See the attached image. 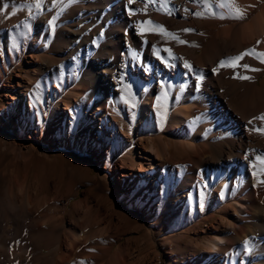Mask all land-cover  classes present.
Here are the masks:
<instances>
[{
    "label": "bare ground",
    "instance_id": "6f19581e",
    "mask_svg": "<svg viewBox=\"0 0 264 264\" xmlns=\"http://www.w3.org/2000/svg\"><path fill=\"white\" fill-rule=\"evenodd\" d=\"M2 2L1 37L30 22L42 38L49 14L35 24L24 2ZM84 2L74 9H88L94 29H59V44L42 53L36 37L26 39L21 49L31 51L32 69L20 68V56L14 62L12 41L11 65L0 61V155L12 154L0 170V264H137L121 236L158 217L172 196L177 229L190 228L193 213L215 219L192 264H264V131H257L264 120L256 119L264 114V0ZM151 20L179 36L155 38ZM76 51L86 53L83 70L63 97L58 86L53 93L33 87L55 69L63 74L59 65L68 60L80 69ZM138 80L149 86L141 102L122 104L125 83ZM207 185L217 189L209 199ZM81 186L90 189L70 205ZM163 228L177 248L168 253L186 259L182 234L167 222ZM254 239L261 254L238 255Z\"/></svg>",
    "mask_w": 264,
    "mask_h": 264
},
{
    "label": "rangeland",
    "instance_id": "374dc122",
    "mask_svg": "<svg viewBox=\"0 0 264 264\" xmlns=\"http://www.w3.org/2000/svg\"><path fill=\"white\" fill-rule=\"evenodd\" d=\"M20 1L24 2L25 6H26L25 7L26 10L31 12L30 17L35 22V24L37 21H39L41 15L43 13H46V14H49L48 21L50 23L48 21H47V23L50 25L45 23L46 31L42 32V34L40 31H38V32H40L39 34L42 35V38L40 40L38 39V37L35 36V30L37 29L36 28L37 26H35L33 23L29 22L30 17H28L26 20L27 22H29V27H27L23 31H21V32L18 31L17 33H12L11 36L6 35L4 38L1 37V32H0V61L2 62L3 58L6 59V61H8V59H9V61L7 62L8 66L11 65V55L8 53L9 47L7 46V42L12 41V43L14 45L13 48L18 47V49L16 51H14V53H13L14 56H12L15 60L14 62H17V59L20 56V59L22 61L21 62L22 66L20 65V68L21 67H23V68L29 67L30 69H32L33 67H31L28 63L30 60H32L30 58L31 51H27L26 52L27 54H26V53H22L23 51L21 49L23 47V43L26 39H28V41H30V42H34L32 40V38L36 37L38 40V45L41 48L40 52L42 53V52L50 51L52 47L57 46V44H59L58 42L60 41V37L62 39V36H63L62 31L64 29H73L71 27L73 24H77V27H75L74 29H78L79 28L78 26H80L81 24H82L83 28H85V29H90V28L94 29V27L90 25L93 22V18H92V14L89 12V10L87 9L86 12H84V10H82L81 12H78L74 9L75 6L80 5L81 3L86 4L84 2V0H61V1L55 0L53 3L54 6H53V4L49 5V6L47 5L48 1L51 2V0H13V2H16L17 4ZM59 1H60V3L57 5V3ZM6 3L9 5L8 2H6ZM7 4H5V5H7ZM0 5H1V7H0V13H1L4 11L3 10L4 3L2 2V0H0ZM27 7H28V9H27ZM19 12H21V11H19ZM73 14H76V15H73ZM69 27H71V28H69ZM148 28H149V33L151 35H153L155 38L157 35V36H159L158 38H161L163 40H169L172 38H177L179 36L176 28L167 26L166 24L164 26V24H162V23L159 24L154 20H151L150 23L147 24V29ZM59 29H61L62 31ZM1 52H2V54H1ZM85 54H86L85 51H83V52L76 51V53L73 56V59L76 58V60L78 61L80 69L76 68L75 61H71V60L69 61L68 60V61L62 63L61 65H59L62 68L63 74L60 71L61 69H55L53 72H51V74L45 75L44 77H40V79L38 81H35V83L33 84V87L35 88V87L41 86L42 90L46 91V90L50 89L51 92L53 93L54 91H56L55 86H58L57 94H59V96L63 97L65 95V93L68 92L71 89V87L73 86V84H72L73 83L72 77L74 75L73 73L76 72L77 74H79V72L81 70H83L82 60L84 59ZM15 73H16V70L13 69L12 74H11L12 78H17L15 76ZM70 75H71V78H70ZM68 77L71 81L69 83L70 85L67 84V80H68L67 78ZM145 86L149 87L147 84V81H143V80H138V81L132 82L131 84L125 83L124 92L122 95V101H123L122 104L125 103L124 101H126L127 99L133 100L136 104L140 103L141 102L140 91ZM153 96H156V93H154ZM57 107H58V109H61L64 107V105H63V103H60V104H58ZM114 109L115 108L113 107V109H111V110L114 111ZM125 118H126V116H125ZM124 120H126V119H124ZM126 122H128V121L126 120ZM14 135H15V133H14ZM9 153L10 154L5 155V156L0 155V170H2V171H4V169H5L6 157L12 155L10 151H9ZM260 157H264V153L262 155H260ZM61 165L69 166V164H67L66 162L59 161V168L60 169L62 168ZM67 173L68 174H67L66 178L71 176V174L73 172L68 171ZM97 173H98V171L94 169V174H97ZM74 175L76 176L75 179H76L77 183L79 184V181H80L79 176H77L76 173H74ZM202 178H203V175H202ZM1 186H5L4 180H2V179H1ZM89 187L90 186H81L79 188V192H80L79 195L76 194V195L72 196V198L70 200V205H73L74 202H76L79 199V197L84 194V192L88 191L90 189ZM207 189L204 191L205 192V198L209 199L211 192L216 191L217 189H216V187L210 186V185H207ZM46 192L50 196V202L54 203L55 197H54L51 189H48ZM106 192H104L105 193L104 195H107ZM172 197H170L166 201V207H165V209L163 207V210L158 214V217H156V215L154 214L152 216V218H154V219H148V221L145 222V224L141 223V226H139V227L136 226V228H133V229L131 228V230H129L127 233H125L124 235L121 236L122 245L124 246L126 244L125 246H128V245L130 246L127 249L130 250L129 251L130 256L132 259H134L137 262V264H153V263L154 264L155 263L156 264H192L187 259L194 252V250L196 249L195 247L198 246V244H200L198 246L200 248H198V250H196V251L197 252L202 251V249H203L202 242L204 239L203 237H204V235H207L206 231L208 230L209 226L213 223V221H215V219L210 218V217H208L209 219L206 217L204 218V216L200 217L197 215V213H193L191 216V221L193 220L195 223L193 225L189 226L191 229L187 228L188 226H186L185 229H184V227H182L181 229H177L179 222H180V217L178 216L179 211L177 209L178 200L176 197H174V196H172ZM158 203L159 202L157 201L156 204H158ZM156 204H155V207H156ZM157 208L159 209V207H156V209ZM130 211L135 215L139 213L135 209H130ZM210 212H212L211 209L209 210V214H210ZM169 213L173 214V218H171V216L170 217L168 216ZM205 214L207 215L208 212H205ZM133 219L135 220L134 217H133ZM140 220L144 221V218L140 217ZM166 222L169 225V229L173 230V232H175V234L177 236L179 234H182L183 237L178 240V243L180 244L181 248H185L187 250L186 251V254H187L186 259L183 258L182 256L178 257L177 253H174V254L168 253V251L173 250V249H174L173 251L175 252L177 248L176 249L171 248V246L174 243H172V244L170 242L167 243L165 240L166 234H165L163 227H164V224ZM150 223H152V224H150ZM9 226H8V228L11 229L12 231H15V229L17 227V225H15V224H11ZM152 228H153V231L155 230L154 234L156 235V241H157L156 247H153L151 245V243L149 241V237H148L149 236L148 235L149 230ZM184 235H185V238H184ZM20 240H22V242H27V240L25 241V239H23V238H21ZM8 242H11V241L8 240L6 242V244H9ZM127 242H129V244ZM30 243H31L32 247H34L36 245L34 240L30 241ZM262 246L263 245L259 244L257 239L251 240L248 244H246L243 248H241L243 251L242 252L239 251L238 255L240 254V256H243V255L252 256V255L261 254V250H259V249L263 248ZM162 247H164V248H162Z\"/></svg>",
    "mask_w": 264,
    "mask_h": 264
},
{
    "label": "snow or ice",
    "instance_id": "6c2138e0",
    "mask_svg": "<svg viewBox=\"0 0 264 264\" xmlns=\"http://www.w3.org/2000/svg\"><path fill=\"white\" fill-rule=\"evenodd\" d=\"M4 7H7V5H4ZM235 18H241V16L238 15ZM185 31H189V30L186 29ZM247 54H248L247 52L242 53L240 56H237V57H234V58H230V61H239L240 59L243 58L244 55H247ZM221 66H225V62L224 61L221 62ZM232 66L235 67L236 66L235 63H233ZM245 67H247V66H245ZM256 119L264 120V114H262L260 117H257ZM257 131H264V129H257Z\"/></svg>",
    "mask_w": 264,
    "mask_h": 264
}]
</instances>
